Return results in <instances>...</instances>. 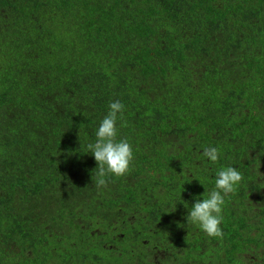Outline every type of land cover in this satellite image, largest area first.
<instances>
[{
	"label": "trees",
	"instance_id": "16d2710c",
	"mask_svg": "<svg viewBox=\"0 0 264 264\" xmlns=\"http://www.w3.org/2000/svg\"><path fill=\"white\" fill-rule=\"evenodd\" d=\"M116 100L134 162L98 187ZM227 165L213 238L187 207ZM0 264H264V0H0Z\"/></svg>",
	"mask_w": 264,
	"mask_h": 264
},
{
	"label": "clouds",
	"instance_id": "9594fccd",
	"mask_svg": "<svg viewBox=\"0 0 264 264\" xmlns=\"http://www.w3.org/2000/svg\"><path fill=\"white\" fill-rule=\"evenodd\" d=\"M123 110L124 105L119 100L111 102L95 130V141L87 145V152L97 162L95 182L98 187L104 186L109 176L125 175L134 162L132 145L127 139L119 138ZM220 155L219 148L215 146L206 147L202 152V158L210 164H215ZM241 181L242 174L238 168L231 165L220 168L216 172L214 186L187 207L186 225L198 227L209 237H222L225 198L236 190ZM177 201L169 202L171 211L175 210Z\"/></svg>",
	"mask_w": 264,
	"mask_h": 264
}]
</instances>
